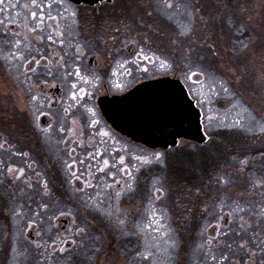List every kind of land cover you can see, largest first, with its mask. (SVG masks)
Wrapping results in <instances>:
<instances>
[{"label":"snow or ice","instance_id":"snow-or-ice-1","mask_svg":"<svg viewBox=\"0 0 264 264\" xmlns=\"http://www.w3.org/2000/svg\"><path fill=\"white\" fill-rule=\"evenodd\" d=\"M74 3L79 4V0H28L23 4L26 10L23 18L19 13L13 18L10 10L20 5L12 0H0V17L4 18L0 24L7 21L3 32H0V68L10 79L18 82L19 88V99L12 112L19 110L24 114L34 133L43 135V143L53 131L79 136L77 119L72 120L73 127L61 125L54 129L51 123L41 127L39 117L45 113L39 105L52 104L51 98L43 94V88L60 86L59 83L50 84V80L69 84L64 101L67 107L63 109L67 115L74 106L81 105L82 97L94 95L80 84L104 83L101 73L108 67L105 60L121 70L113 72V77H131L133 70L143 75L150 72L163 75L180 73L186 87L195 89L191 95L201 107L223 94L232 107L239 106L246 114L237 113L224 127L239 132L246 139L250 136L252 143L233 149L229 162L210 176L209 184L218 189H228L233 183L229 169L235 165V173L246 177L248 192L264 193V67L255 76L261 110L243 101L236 91L248 75L247 54L257 41L261 44L264 59V26L261 27V35L254 38L251 29L259 13L248 6L247 0H97L98 6L94 11L98 16L90 24L93 35L87 39L82 38V10ZM261 8H264V0H261ZM68 21H71V28ZM217 25L221 29L219 33L215 31ZM9 26L18 27L9 34ZM222 36L228 37L226 42L230 48L222 46ZM243 37H247V43ZM57 48L61 51L57 52ZM125 50L129 51V57L122 55ZM89 54L95 65L85 68L82 61ZM225 54L239 59L218 64ZM20 76L24 77L22 81ZM109 84L116 91L126 88V84L118 79L110 80ZM87 112L90 113L89 127L99 126L101 121L97 118L96 109L89 107ZM10 119L8 113L0 110V122ZM224 119H228L227 113ZM208 120L212 121L213 117L208 116ZM99 135L113 144L119 142L109 131L101 130ZM107 140H101L99 146L92 145V150H85L84 158L77 154V148H82V144L73 147L69 146L72 141L63 138L57 141L65 144V148L55 154L57 170L65 174L61 187L66 184L72 189L79 201L73 204L71 197L65 202L55 195L47 172L44 169L36 171L39 165L31 151L19 147L18 141L14 142L10 134L5 135L0 130V185L12 189L10 215L24 219L27 212L26 227L35 229L40 226L42 231L36 235L43 242L31 240L30 245L35 246L45 264L56 253L70 257L68 264L77 258L78 264H101V255L105 257L106 264H115L105 252V234L95 231V225L88 217L93 212L103 214L114 231L126 235L127 214L118 207L106 209L104 198L119 201L125 193L134 191L137 177L126 163V156L118 155L120 149L113 148L109 152L111 145ZM5 153L7 158H4ZM117 155L118 159L115 158ZM134 159L141 167L166 163L165 154L159 152L137 155ZM16 160L22 165L14 162ZM121 173V179L116 180L115 177ZM96 174L113 178L112 183L105 180L103 187L107 191H97L100 184L93 183L97 179ZM124 177L128 179L125 181ZM156 183L159 186H154V191L159 200L170 189L160 180ZM88 189L95 195H90L86 191ZM187 193L202 195L199 187H189ZM33 196L38 197L34 201L36 210L25 209L21 201L24 197L32 199ZM226 200H231L228 205L231 211L227 216L232 218L235 227L226 226L224 215H214L216 223L209 222L201 232L203 243L198 245L203 264H264V200L257 204L246 200L244 193L233 198L222 192L214 198V205L222 210ZM203 211L208 214L207 204ZM152 223L158 221L154 219ZM148 227L151 228L152 224ZM153 231L159 232L160 229L154 228ZM169 239L171 247L179 246L177 240ZM12 251L17 249L13 247ZM135 256L142 261H150L154 253L145 245L142 251L135 252Z\"/></svg>","mask_w":264,"mask_h":264},{"label":"flooded vegetation","instance_id":"flooded-vegetation-1","mask_svg":"<svg viewBox=\"0 0 264 264\" xmlns=\"http://www.w3.org/2000/svg\"><path fill=\"white\" fill-rule=\"evenodd\" d=\"M12 2L18 3L20 6L10 10V15L16 18L17 13L20 14V18H23L26 10L23 8V4L28 0H12ZM248 6L255 9L256 16L255 25L252 27V35L254 38L261 35V27L264 26V10H261L258 6L261 0H247ZM74 6L79 7L82 10V18L80 21L82 38L87 39L93 35L90 30V24L96 21L98 13L94 11L97 8V0H79V4ZM4 19L0 17V20ZM0 24V32H3L5 24ZM68 26L71 28V21H68ZM18 26H9V34L16 30ZM47 31V30H46ZM215 31L219 33L221 31L220 26L217 25ZM235 35L239 36V33ZM227 36L221 37V44L225 49L231 47ZM244 43H247V37H243ZM235 43V40L232 41ZM46 43V42H45ZM43 50V48H42ZM57 52L61 50L56 49ZM63 54V53H61ZM122 55L129 57V51L125 50ZM237 61L238 57H230L225 54L218 64H224L229 60ZM258 59L261 60V64H258ZM108 67L101 73L104 79V83L95 82L94 84H80L81 87H85L89 93L94 92V95L84 96L81 99L80 106H74L73 111L65 115L63 109L67 107V103L64 101L67 99L69 91V84L64 81H52L49 83H59V87H44L43 94H46L52 100L50 106L41 104L39 107L43 110L45 115L39 117L41 127H47L49 123L53 125L54 129H58L61 125L66 127H73L72 120L77 119L79 124V136H75L72 133H59L53 131L50 138L46 143H43L44 137L42 134L34 133L32 127L29 124L28 119L17 110L15 113L12 109L19 99V88L17 81L10 79L5 73L3 68H0V110L8 113L11 116L10 120H4L0 122V130L5 132V135H11L14 142L18 141L19 147L26 151H31L33 159L37 161L39 165L36 171L44 169L47 172V178L50 180V187L53 189L55 195L67 202L69 197L72 198L73 204H78L79 201L76 196L73 195L72 189L66 184L61 187V184L65 182V174L58 171V165L56 164L55 154L65 148V144H58L57 141L63 138L66 141H72L69 146H76V144H82V148H77V154L80 158H84L85 150H92V145H100L101 140H107L99 135L101 130L109 131L110 134L119 142L113 144L111 140H107V144L111 145L108 149L109 152L113 148L120 149L118 155L126 156V163L132 167L134 175L137 177L134 186V191L125 193L119 201L115 199L104 198V207L106 209L114 210L115 208L121 209L127 214V230L129 234H134V231L145 230V234L138 232V235H133L132 238H121L119 232L108 224L107 219L103 214L93 212L89 215L88 219L95 225V231L98 233H104L105 252L107 257L119 264V247L121 242L125 243L128 247V254L123 263H128L131 258V264H151L150 261H142L139 257L135 256L136 251H142L145 245L149 247H160V253L163 252L164 247L167 244L166 230L169 226L174 229L185 230L183 225H188V231H197L198 227L207 225L209 222L216 223L214 219L215 214L224 215L227 220L226 226L235 227L232 223V218L227 216L231 211L228 206L231 204V200L225 201V206L221 210L218 205H214V198L222 192H227L233 198L238 197L241 193H244L247 200L249 193L246 190L239 191L230 186L228 189L216 190L215 185H205L208 190L201 191L202 195L191 197H184V195L177 197V212L168 210V201L171 196L166 194L161 196L159 200L156 199V193L153 185L156 181H162L166 187H168V165L173 163L183 165V163L196 165L207 164L209 170H213L212 164H215L218 160L214 158V154L221 157L230 156L233 149L240 148L246 144H251V137L245 138L239 132L224 127L225 124L231 123L232 119L236 117L237 113L246 115L242 111H232L230 104L224 99L223 94L219 99L213 97L211 102L205 103L201 107L200 102L193 98L191 92L195 89H188L182 78V74L177 73L173 75H163L160 73L150 72L147 75H143L133 70V76L119 75L113 77V72H119L114 63H110L108 60L104 61ZM246 63L248 64V75L245 78L242 85H239L236 89L240 98L252 105L258 111L261 110L259 103L260 90L256 83L255 76L258 75L264 67V59H262V48L259 41H257L253 50L247 54ZM82 65L85 68H91L95 65V60L91 54L86 56ZM43 70L42 68L40 69ZM24 71V69H21ZM19 79L22 81L23 76ZM118 79L121 83L126 84V88L123 91H116L109 81ZM5 93H8L6 95ZM62 98H64L62 100ZM203 99V97H202ZM221 103L225 109L218 110L217 103ZM50 107V112H49ZM94 107L98 113L97 118L101 123L96 127H89L90 113L87 112V108ZM241 109V108H239ZM225 113L228 114V119H224ZM208 116H212L213 120L209 121ZM200 138H204L200 141ZM163 153L165 154V164H153L151 166L141 167L140 164L134 159L135 156L141 154L151 153ZM218 152V153H217ZM4 158H7V154H3ZM118 155L115 157L118 159ZM203 155H207V159H203ZM21 163L19 160L14 161ZM202 163V164H201ZM206 165V166H207ZM117 167H119L117 165ZM139 168L140 171L136 172L135 169ZM83 171V167H81ZM32 173L29 172V175ZM97 179L93 180V183H99L100 189L104 190V183L107 180L108 183L113 182L111 176H105L96 174ZM123 174H119L115 177L116 180H120ZM200 182H209L210 176L197 175ZM35 177L33 176V180ZM128 178L124 177L126 181ZM242 183V187H247L246 177L240 175H232V181ZM115 187V185H114ZM119 191V188H116ZM90 195H95V192L88 189L86 190ZM11 192L12 189L7 188L6 185H0V202L8 203V206L1 209L3 217H0L2 229L4 235L0 238V264H45L40 258L38 252L35 250L34 245H30L31 240L40 241V237L36 235L37 232L42 231L39 225L35 229H29L25 225V220L28 219V213H25L24 219H18L13 217L9 212L11 207ZM255 198L263 197V193L257 192L251 193ZM190 211L188 205L190 203ZM37 196H33L32 199L24 197L21 201L25 209L36 210ZM205 204L208 205V217L205 216L203 211ZM179 205V206H178ZM72 206V205H70ZM157 220L158 223H152L153 220ZM176 221V223L174 222ZM63 223V221H61ZM152 224L149 228L148 225ZM8 227L6 230L5 228ZM154 228H159L160 231H153ZM204 228V229H205ZM199 229V228H198ZM11 231V232H10ZM162 231V233H161ZM164 231V232H163ZM187 231V230H186ZM210 232L211 230L208 229ZM10 232L11 237H6ZM151 232L159 234L160 244L158 241L152 239ZM62 234V232H61ZM191 240L192 244L198 245L203 243L202 239L194 238ZM47 239V236L44 238ZM43 242V241H40ZM186 240L183 239V243ZM187 242H190L187 240ZM17 246V255H9L8 249H4L5 246ZM19 247V248H18ZM24 247L28 248L26 252ZM42 251V250H41ZM151 251V249H150ZM154 253L156 250L153 251ZM30 253V254H29ZM110 254L112 256H110ZM162 254L158 258H161ZM155 256V255H154ZM15 257V258H14ZM193 259L195 264H203L202 256ZM70 257H66L65 254L56 253L47 261V264H68ZM79 258L72 261V264H78ZM101 264H106L105 257L101 255ZM129 263V264H130Z\"/></svg>","mask_w":264,"mask_h":264},{"label":"rangeland","instance_id":"rangeland-1","mask_svg":"<svg viewBox=\"0 0 264 264\" xmlns=\"http://www.w3.org/2000/svg\"><path fill=\"white\" fill-rule=\"evenodd\" d=\"M261 10H264V8H261V3L258 6ZM264 24V20L263 23ZM261 60L258 59V64H261L260 62ZM205 94H206V89H205ZM217 103V109L221 110V109H225L221 103L218 104ZM221 108V109H220ZM230 108L232 111H242L241 109H239L240 107H232L230 105ZM218 153V152H217ZM214 158L219 160L215 163L212 164L213 166V170H209V165H200V163H197L196 165H190V164H184L183 165H178L176 163H173V165H168V174L170 176H168V188L170 189V191L168 192L169 197L171 196L170 200L168 201V210H171L173 212H177V197H180L181 195L184 197L188 196V197H193L194 195L188 194L187 193V189L189 187L195 188V187H199L201 189V191L204 190H208V188H205V185H209V182H200V177L197 175H207V176H212L216 173V171L223 167L224 165H226L229 162V156H224V154L219 157V155L214 154ZM203 159H207V155H203ZM202 164V163H201ZM235 165L232 166V168L229 169V171L231 172V175H235V176H240L237 175L234 171L235 169ZM237 181H234L230 186V188L232 189V187L235 188V185L237 186L236 190L239 191H243V190H247V187L243 188L242 187V183H240V181L238 179H236ZM247 184V183H246ZM158 184H155V187H158ZM154 189V185L153 188ZM216 190H218V188L216 187ZM224 190V189H222ZM191 198H190V203L188 205V210L190 211V207L192 209V206H190L191 204ZM247 200L249 201H254L255 203L259 204V202L261 200H264V193H263V197L259 198H255L254 196H252L251 193H249ZM3 205L8 206V203L4 204L0 202V217H3V214L1 211V209L3 208ZM209 211V210H208ZM209 214V212H208ZM208 214H205L206 217H208ZM10 215V214H9ZM174 222L176 223V221L174 220ZM185 230H181L179 231V229H174L173 227L169 226L168 229L166 230V239H167V244L163 249V252L160 253V247L158 246H153L150 247L151 251L153 252L154 250H156V252L154 253L155 256L152 257V259L150 260L151 264H195L196 261H194L193 256L195 255L194 258H198L199 256H202V252L201 249L199 247H197L195 244H192L191 240L193 239V235H195L194 238H198L201 239V232L204 230L206 225H202L201 227L197 228V231H193L189 230L188 231V225H183ZM8 227L5 228V230ZM2 229V224L0 222V238L4 235V230ZM187 230V231H186ZM126 231V235H122L121 238L123 236H125L124 238L130 237L132 238L133 235H138V232H140L141 234H145V230L143 231H134V234H129V232L127 230ZM11 232V231H10ZM10 232H8L7 236L8 238L11 237ZM164 232V231H163ZM162 233V231H161ZM160 234V233H159ZM159 234H156L155 232H151L152 235V239L155 241H158L160 244V237ZM169 237H171L172 239H175L179 242V246L178 247H171L170 246V239ZM183 239L186 240V243H183ZM187 240H189L190 242H187ZM121 246L119 247V264H129L131 262L132 256L131 258H129L128 263H123L124 260L126 259V255L128 254V247L125 243L121 242L120 244ZM15 247L17 249V246H5L4 249H8L9 251V255H17V252L12 251V248ZM19 248V247H18ZM27 247H24V250ZM160 254H162L161 258H158L160 256ZM110 256H112L110 254ZM15 258V257H14ZM132 263V262H131ZM130 263V264H131Z\"/></svg>","mask_w":264,"mask_h":264},{"label":"water","instance_id":"water-1","mask_svg":"<svg viewBox=\"0 0 264 264\" xmlns=\"http://www.w3.org/2000/svg\"><path fill=\"white\" fill-rule=\"evenodd\" d=\"M199 140H200V141H203V140H204V138H200Z\"/></svg>","mask_w":264,"mask_h":264}]
</instances>
